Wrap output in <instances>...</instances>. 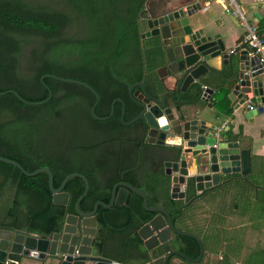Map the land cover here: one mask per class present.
I'll return each mask as SVG.
<instances>
[{
  "label": "trees",
  "instance_id": "16d2710c",
  "mask_svg": "<svg viewBox=\"0 0 264 264\" xmlns=\"http://www.w3.org/2000/svg\"><path fill=\"white\" fill-rule=\"evenodd\" d=\"M146 1L0 0V92L14 90L30 103L47 98L46 86L52 93L41 105L24 104L11 94L0 96V156L27 172L48 168L54 188L71 173L85 176L89 190L79 205L84 213L97 202L108 204L118 182L141 191L147 206L163 208L172 218L187 202L170 198V178L163 170L164 161L178 160V148H172L171 156L156 158L158 148H171L144 142L143 119L123 124L116 103L112 116L97 120L90 111L95 98L87 89L49 78L41 81L45 75L82 81L99 96L98 117L109 115L114 100L124 103V122L136 116L139 107L129 88L140 82L153 90L156 70L163 64L159 40L141 42L140 14ZM253 176L254 170L243 181L224 186L254 187V204L264 208V184L253 186ZM83 189V181L73 177L62 190L65 200L54 203L46 173L27 177L0 162V230L60 233L66 218L76 215L75 202ZM186 193L192 195L191 186ZM127 194L119 205L98 207L97 251L120 264H146L150 257L144 256L137 231L155 213L143 208L141 196ZM229 197L245 208L253 204L252 197H239L237 191ZM134 250L143 255L136 256ZM253 257L252 264H258Z\"/></svg>",
  "mask_w": 264,
  "mask_h": 264
},
{
  "label": "water",
  "instance_id": "95a60500",
  "mask_svg": "<svg viewBox=\"0 0 264 264\" xmlns=\"http://www.w3.org/2000/svg\"><path fill=\"white\" fill-rule=\"evenodd\" d=\"M203 3L204 0L146 1L140 14L143 25L141 42L158 39L164 48L163 64L156 70L159 83L153 90H147L140 82L129 88V96L141 110L127 122L123 121L125 107L121 100L111 103L107 117H98L95 108L99 96L89 85L54 75L41 78V81L49 78L87 89L95 98L90 111L97 120L112 116L115 104L119 103L123 124L130 125L141 118L144 120L146 144L171 148L168 150L170 156L175 152L172 148H178V160L163 163L164 174L170 178L172 200H183L189 186L200 193L251 173L250 150L241 148L238 142L220 137L217 127L202 119L207 108L203 103H207L214 92L203 85L204 82L217 81V94L221 90L228 91L231 107L240 111L245 120L252 121L264 113L263 56L246 40L228 47L220 38L215 39L210 33L212 29ZM46 89L47 98L35 103L25 101L14 90L0 92V96L11 94L24 104L41 105L52 96L47 86ZM0 162L17 168L27 177L46 173L54 203L65 200L61 193L69 179L77 177L84 183L83 192L75 202L76 215L66 218L60 233L37 236L21 230H0V264H23L27 260L43 261L44 264H120L97 256L93 251L96 211L98 207L109 209L114 205L118 187L141 196L143 208L147 212L161 214L162 223L165 224V218L168 228L174 230L169 214L162 208L147 206L145 195L129 184H116L108 204L97 202L90 212L84 213L79 205L89 190L85 176L71 173L58 188H54L53 176L48 168L27 172L13 160L0 156ZM152 225L153 221L149 226L154 230ZM177 234L186 236L184 233Z\"/></svg>",
  "mask_w": 264,
  "mask_h": 264
},
{
  "label": "flooded vegetation",
  "instance_id": "af4514ba",
  "mask_svg": "<svg viewBox=\"0 0 264 264\" xmlns=\"http://www.w3.org/2000/svg\"><path fill=\"white\" fill-rule=\"evenodd\" d=\"M140 110L139 107V112ZM146 134L147 128L145 136ZM164 156H170V152L164 148H158L154 155L156 158ZM245 178L239 176L231 181H243ZM228 189L220 186L200 193L193 190L191 196L186 193L183 200L187 202L182 213L173 218L169 215L174 230L168 228L164 217L165 224L162 223L161 214L155 213L151 220L154 230L149 226V221L137 231L145 251L144 256L150 257L146 264H252L253 256L258 258V264H264V216L255 220L252 215L255 189L251 188L253 204H249L248 208L244 204L228 201ZM127 193L128 191L118 187L114 204L119 205L126 200L129 197ZM178 232L186 236L179 235ZM95 236L93 251L100 256ZM133 254L143 255L135 250Z\"/></svg>",
  "mask_w": 264,
  "mask_h": 264
},
{
  "label": "crops",
  "instance_id": "0c3cea01",
  "mask_svg": "<svg viewBox=\"0 0 264 264\" xmlns=\"http://www.w3.org/2000/svg\"><path fill=\"white\" fill-rule=\"evenodd\" d=\"M203 9L210 22L212 29L210 33L215 39L220 38L228 47L242 43L251 28H255L256 33H260L264 39V0H204ZM161 48L164 52L162 45ZM261 55L264 57V51ZM217 64L219 65V61ZM155 81L159 83L157 74ZM203 85L210 87L214 92L209 101L203 103L207 108L202 119L214 124L220 131L218 132L220 137L238 142L241 148L250 150L251 171L254 170L253 177L257 181L260 180V183L257 182L253 186L260 187L264 184V113L252 121H247L240 111H235L231 107L228 91L221 90V93L217 94L219 87L217 81L212 83L206 81ZM228 188V195L236 193L235 187ZM228 201L232 202L230 197ZM23 264L44 262L27 260Z\"/></svg>",
  "mask_w": 264,
  "mask_h": 264
},
{
  "label": "rangeland",
  "instance_id": "374dc122",
  "mask_svg": "<svg viewBox=\"0 0 264 264\" xmlns=\"http://www.w3.org/2000/svg\"><path fill=\"white\" fill-rule=\"evenodd\" d=\"M251 179L255 182H258L260 183V180L257 181V179H255L254 177ZM263 182V181H262ZM264 183V182H263ZM251 188V187H250ZM237 192H238V195L239 197H241L243 194L244 196L246 197L248 195L249 198L253 197L252 196V191L251 189H248V186L247 185H244V184H239L236 186V189H235ZM242 190V192H241ZM238 205H241V203H239ZM254 210L252 211V215L253 217L255 218V220L258 219V217H261V216H264V208L262 205L260 204H255L254 205ZM263 218V217H262ZM252 263V262H251ZM257 262L253 263V264H256Z\"/></svg>",
  "mask_w": 264,
  "mask_h": 264
},
{
  "label": "built area",
  "instance_id": "2783aa9c",
  "mask_svg": "<svg viewBox=\"0 0 264 264\" xmlns=\"http://www.w3.org/2000/svg\"><path fill=\"white\" fill-rule=\"evenodd\" d=\"M245 40L249 42L250 46L256 48L260 53L264 51L263 40L257 36L255 28L249 29V34Z\"/></svg>",
  "mask_w": 264,
  "mask_h": 264
}]
</instances>
